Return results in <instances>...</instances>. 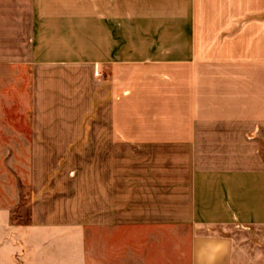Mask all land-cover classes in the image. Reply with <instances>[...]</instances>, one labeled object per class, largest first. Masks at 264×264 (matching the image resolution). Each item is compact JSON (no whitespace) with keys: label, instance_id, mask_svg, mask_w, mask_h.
Instances as JSON below:
<instances>
[{"label":"crops","instance_id":"1","mask_svg":"<svg viewBox=\"0 0 264 264\" xmlns=\"http://www.w3.org/2000/svg\"><path fill=\"white\" fill-rule=\"evenodd\" d=\"M14 68L0 264H264V0H0Z\"/></svg>","mask_w":264,"mask_h":264},{"label":"rangeland","instance_id":"2","mask_svg":"<svg viewBox=\"0 0 264 264\" xmlns=\"http://www.w3.org/2000/svg\"><path fill=\"white\" fill-rule=\"evenodd\" d=\"M1 75L0 150L1 146H16L18 153L0 152V197L13 191L26 200L30 179V154H27V134L30 129V101H27L29 73L26 68H14ZM12 133V136H6ZM26 206L23 203L22 207ZM18 216V214H16ZM17 219V218H16Z\"/></svg>","mask_w":264,"mask_h":264}]
</instances>
